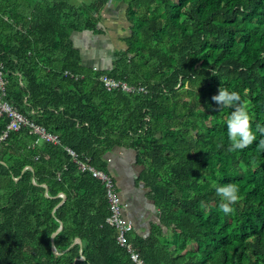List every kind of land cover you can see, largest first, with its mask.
<instances>
[{
	"label": "trees",
	"instance_id": "trees-1",
	"mask_svg": "<svg viewBox=\"0 0 264 264\" xmlns=\"http://www.w3.org/2000/svg\"><path fill=\"white\" fill-rule=\"evenodd\" d=\"M113 1L131 33L93 70L70 36L99 34L109 0H0L5 101L60 141L35 145L26 128L0 141V264H135L106 224L103 185L65 148L121 198L111 159L132 154L134 187L159 213L147 235L126 234L144 264H264V0ZM102 76L147 93L107 91ZM219 87L248 104L257 138L244 150L229 151ZM228 183L241 199L225 215L215 187Z\"/></svg>",
	"mask_w": 264,
	"mask_h": 264
},
{
	"label": "crops",
	"instance_id": "crops-1",
	"mask_svg": "<svg viewBox=\"0 0 264 264\" xmlns=\"http://www.w3.org/2000/svg\"><path fill=\"white\" fill-rule=\"evenodd\" d=\"M59 3L63 0H50ZM70 6L78 8L90 5L96 0H64ZM99 9V34L90 32H72L70 39L79 51L82 65L98 70L112 67L115 53L124 49L125 39L129 34V23L126 18V6L120 1H111ZM84 2V4H83ZM123 6V7H122ZM123 43V44H122ZM113 156V153H112ZM112 175L122 192V200L127 204L125 217L134 225L135 231L141 236L147 235L150 224L157 222L158 210L145 198L144 191L134 187L136 172L134 171L132 154L116 155L111 159ZM135 169H137L135 167Z\"/></svg>",
	"mask_w": 264,
	"mask_h": 264
},
{
	"label": "built area",
	"instance_id": "built-area-1",
	"mask_svg": "<svg viewBox=\"0 0 264 264\" xmlns=\"http://www.w3.org/2000/svg\"><path fill=\"white\" fill-rule=\"evenodd\" d=\"M108 3H106L107 5ZM95 14V13H94ZM93 70H97L93 68ZM67 75V73L65 74ZM107 91H121L130 95L146 94L144 87L133 86L125 81H118L107 76L99 79ZM0 117L8 120L3 131L0 141L4 140L9 134L18 132L23 128L28 129L29 134L36 136L35 145L41 142L49 143L57 146L60 144L59 137L55 134L47 132L43 127L36 125L31 120L20 114L12 105L5 101V80L3 76V65L0 63ZM66 152L72 157L77 164L78 170L82 173L88 172L91 176L98 180L104 188L106 199L108 202L109 216L106 218V224L114 229L116 233L117 244L127 249L130 259L135 264H144L139 258V254L133 250L131 244L127 243L126 234L133 229V224L125 217L127 204L122 200L116 190V185L111 176L96 170L89 166L87 162H80L77 156L70 149L65 148ZM62 197V195H61Z\"/></svg>",
	"mask_w": 264,
	"mask_h": 264
},
{
	"label": "clouds",
	"instance_id": "clouds-1",
	"mask_svg": "<svg viewBox=\"0 0 264 264\" xmlns=\"http://www.w3.org/2000/svg\"><path fill=\"white\" fill-rule=\"evenodd\" d=\"M211 99L221 109L224 107L234 109L227 121V135L231 142L229 151L244 150L252 145L257 138L252 129V115L247 102L242 101L240 93L219 87L218 94L213 95ZM257 131L264 136V127L258 125ZM258 148L264 150V139L259 141ZM215 191L221 199L219 209L225 215L233 213L234 208L232 206L241 199L238 185L233 183L219 185L215 187Z\"/></svg>",
	"mask_w": 264,
	"mask_h": 264
},
{
	"label": "water",
	"instance_id": "water-1",
	"mask_svg": "<svg viewBox=\"0 0 264 264\" xmlns=\"http://www.w3.org/2000/svg\"><path fill=\"white\" fill-rule=\"evenodd\" d=\"M130 33H131V30L129 29V34H130ZM122 44H123V43H122ZM124 44H125V42H124ZM125 48H126V45H125L124 49H125ZM124 49H121V50H124ZM62 198H64V196H62ZM61 228H62V225L60 224L58 231H60ZM76 242H77L78 244L80 243L79 240H77ZM54 250H55V249H54Z\"/></svg>",
	"mask_w": 264,
	"mask_h": 264
},
{
	"label": "rangeland",
	"instance_id": "rangeland-1",
	"mask_svg": "<svg viewBox=\"0 0 264 264\" xmlns=\"http://www.w3.org/2000/svg\"><path fill=\"white\" fill-rule=\"evenodd\" d=\"M83 4H84V2H83ZM123 7V6H122ZM149 231V230H148ZM148 233V232H147Z\"/></svg>",
	"mask_w": 264,
	"mask_h": 264
}]
</instances>
